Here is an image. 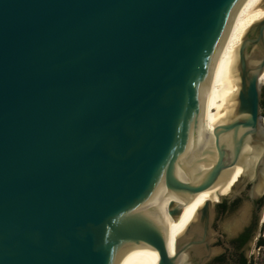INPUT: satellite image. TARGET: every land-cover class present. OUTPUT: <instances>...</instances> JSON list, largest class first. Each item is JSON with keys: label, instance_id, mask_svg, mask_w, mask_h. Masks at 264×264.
Returning a JSON list of instances; mask_svg holds the SVG:
<instances>
[{"label": "water", "instance_id": "95a60500", "mask_svg": "<svg viewBox=\"0 0 264 264\" xmlns=\"http://www.w3.org/2000/svg\"><path fill=\"white\" fill-rule=\"evenodd\" d=\"M239 1L0 0V264H137L145 244L158 264L208 257L214 204L173 253L151 206L162 186L177 197L212 186L248 142L263 148L255 169L264 159L263 18L241 39L237 103L213 129L214 156L198 157L207 169L195 180L180 176Z\"/></svg>", "mask_w": 264, "mask_h": 264}, {"label": "bare ground", "instance_id": "6f19581e", "mask_svg": "<svg viewBox=\"0 0 264 264\" xmlns=\"http://www.w3.org/2000/svg\"><path fill=\"white\" fill-rule=\"evenodd\" d=\"M263 18L264 0H240L232 13L225 34L212 57L199 100L197 121L209 116L211 129L205 130L202 124L197 123L188 147V159L180 170V176L186 181L195 180L207 169V165L198 160L199 156L209 154L214 156L213 129L228 120L237 103L236 97L239 90L238 52L241 39L248 29ZM258 83L260 85L264 83V68L258 76ZM263 123L256 129L255 140L258 142L264 141ZM220 140L230 151L232 137L224 135ZM262 151V145L246 143L242 150V157L236 164L224 171L215 184L191 196L177 197L163 186L155 191L151 207L160 219L169 253H173L177 239H180L186 230L196 231L197 227H193L192 224L197 219L199 209L206 200L213 204L218 194L226 192V190L218 192L224 183L231 187L233 183L239 181L238 178L241 174H245L251 168L252 173L258 175L257 184L259 187L264 178V159L261 160L257 169H255V164ZM230 179L233 180L226 183V180ZM172 202L179 205L177 214L170 212ZM186 259L187 255L183 254L178 264H189ZM158 262L157 250L151 245L145 244L137 264H158Z\"/></svg>", "mask_w": 264, "mask_h": 264}, {"label": "flooded vegetation", "instance_id": "af4514ba", "mask_svg": "<svg viewBox=\"0 0 264 264\" xmlns=\"http://www.w3.org/2000/svg\"><path fill=\"white\" fill-rule=\"evenodd\" d=\"M264 116V89L260 96ZM243 177L218 190L213 202L211 252L200 264H264V178L251 168ZM249 177V179H248ZM233 179L226 180V183ZM199 257H192L194 262Z\"/></svg>", "mask_w": 264, "mask_h": 264}, {"label": "rangeland", "instance_id": "374dc122", "mask_svg": "<svg viewBox=\"0 0 264 264\" xmlns=\"http://www.w3.org/2000/svg\"><path fill=\"white\" fill-rule=\"evenodd\" d=\"M264 89V83L263 86L261 88V91ZM262 116V115H261ZM262 122H264V116H262ZM197 123L202 124L205 127V130H210L211 129V122H210V117L209 116H205L203 117L201 120L197 121ZM264 125V123H263ZM243 176L240 175V177L238 178V180H240Z\"/></svg>", "mask_w": 264, "mask_h": 264}]
</instances>
